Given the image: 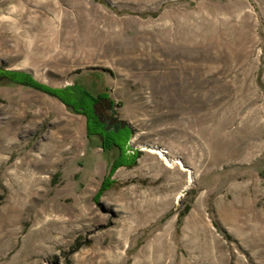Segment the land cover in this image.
Wrapping results in <instances>:
<instances>
[{
	"label": "rangeland",
	"instance_id": "obj_1",
	"mask_svg": "<svg viewBox=\"0 0 264 264\" xmlns=\"http://www.w3.org/2000/svg\"><path fill=\"white\" fill-rule=\"evenodd\" d=\"M0 67L131 132L0 81V264H264V0H0Z\"/></svg>",
	"mask_w": 264,
	"mask_h": 264
},
{
	"label": "trees",
	"instance_id": "obj_2",
	"mask_svg": "<svg viewBox=\"0 0 264 264\" xmlns=\"http://www.w3.org/2000/svg\"><path fill=\"white\" fill-rule=\"evenodd\" d=\"M12 76L18 78H11V81L17 83H24L27 86L40 89L42 91L53 93L65 105L74 108L75 111L82 112L87 118V137L98 136L101 138L102 149L118 148L123 151V143L129 138V134L125 128L120 127L117 123L106 124L101 121L94 113L95 105L100 101L107 99L105 93L98 92L93 94L81 84L75 83L73 87L54 89L44 84H40L33 80L29 74L24 72H9ZM72 89V90H71ZM121 159V158H120ZM119 159V161H120ZM123 162H118L113 165L111 170ZM106 183H102V187Z\"/></svg>",
	"mask_w": 264,
	"mask_h": 264
},
{
	"label": "flooded vegetation",
	"instance_id": "obj_3",
	"mask_svg": "<svg viewBox=\"0 0 264 264\" xmlns=\"http://www.w3.org/2000/svg\"><path fill=\"white\" fill-rule=\"evenodd\" d=\"M10 72H13V71H10ZM10 78H18V77L12 76L11 74H9V71L0 67V81L4 79L10 80Z\"/></svg>",
	"mask_w": 264,
	"mask_h": 264
},
{
	"label": "crops",
	"instance_id": "obj_4",
	"mask_svg": "<svg viewBox=\"0 0 264 264\" xmlns=\"http://www.w3.org/2000/svg\"><path fill=\"white\" fill-rule=\"evenodd\" d=\"M125 129H126V131L128 132V134H129V138H130V136H131V132H130L129 128H125ZM129 138H128V139H129ZM128 139H127V140H128ZM127 140L123 143V149H125V144H126ZM112 148H113V147H112ZM112 148H111V149H112ZM117 149H118V148H117Z\"/></svg>",
	"mask_w": 264,
	"mask_h": 264
},
{
	"label": "bare ground",
	"instance_id": "obj_5",
	"mask_svg": "<svg viewBox=\"0 0 264 264\" xmlns=\"http://www.w3.org/2000/svg\"><path fill=\"white\" fill-rule=\"evenodd\" d=\"M163 155V154H162ZM163 156H165V155H163ZM166 157V156H165Z\"/></svg>",
	"mask_w": 264,
	"mask_h": 264
}]
</instances>
